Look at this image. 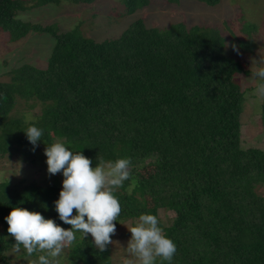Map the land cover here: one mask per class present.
Segmentation results:
<instances>
[{"label":"trees","instance_id":"trees-1","mask_svg":"<svg viewBox=\"0 0 264 264\" xmlns=\"http://www.w3.org/2000/svg\"><path fill=\"white\" fill-rule=\"evenodd\" d=\"M91 1L0 0V31L10 43L29 33L54 41L45 69L23 63L0 79V159L30 158L37 146L45 151L55 139L82 152L90 166L97 156L131 158V178L115 193L122 210L114 223L147 214V190L152 215L157 209L175 215L164 228L177 247L172 264H264V151L244 148L240 136L250 88H242L240 75L252 72L226 54L217 26L147 28L137 20L119 37L95 42L74 29L60 33L55 24L18 18L27 9ZM120 1L127 14L149 4ZM198 1L209 7L220 2ZM253 30L250 22L243 26L246 39L237 46L244 51ZM19 101L41 110L31 119L13 117ZM30 126L43 132L35 148L25 134ZM146 160L155 168L141 177ZM60 191L55 183L16 190L0 182V257L16 243L5 220L14 207L67 225L55 210ZM90 237L76 239L72 264H111L109 246L100 252Z\"/></svg>","mask_w":264,"mask_h":264},{"label":"rangeland","instance_id":"rangeland-1","mask_svg":"<svg viewBox=\"0 0 264 264\" xmlns=\"http://www.w3.org/2000/svg\"><path fill=\"white\" fill-rule=\"evenodd\" d=\"M23 1L25 5L32 3L31 0ZM18 18L47 26L55 24L60 33L74 29L86 39L95 42L119 37L130 24L137 20H142L147 28L166 29L172 24L178 23H183L187 29L193 26H205L206 28H216L217 26L225 41L226 54L241 61L244 67L249 68L252 72L246 76L240 75L242 88L250 86L244 96L245 101L241 114V144L244 148H258L264 151V108L262 106L264 96H260L255 91L254 71L258 65L254 62L252 66V61L264 60V0H220L216 6L212 7L198 0H179L178 4H170L167 0H149L146 7L133 14L126 13L120 0H92L89 4L62 2L55 7L41 6L27 9V11L19 13ZM247 22L255 26V31H251L252 34H250L254 46L250 42L244 51L237 44L241 38L246 39L243 26ZM233 42H236L235 46L238 51L233 49ZM53 44V39L48 34L42 33H29L26 38L10 43L8 34L0 31V79H6L4 74L10 68L23 63H30L37 68L45 69ZM40 110V105L30 108L23 101H19L17 109L10 115L17 117L24 114L28 119H31ZM56 141L57 139L54 140V142ZM75 148L77 149L74 146L72 150ZM46 160L47 157L41 146H37L34 155L27 159L19 154H15L12 158H2L0 159V182L5 181L11 189L16 190L34 189L36 186L55 183L62 190V172L49 175ZM149 161L146 160L145 167L138 171L139 176L147 177L148 173L154 170L155 165L152 161L147 164ZM91 167L95 168L96 166ZM129 189L131 188L129 187ZM259 191L264 195V187ZM117 192H121L120 188ZM142 193L147 208L146 213L152 214L148 211L154 207L152 195L147 190H143ZM75 214L74 209L73 215ZM155 215L163 230L172 223L175 216L172 211L164 209H157ZM138 219L122 221L119 225L115 223L116 233L111 236L113 243L108 245L111 264H123L125 258L133 259L126 250L128 241L131 239V233L127 227L135 226ZM62 227L69 229L71 226ZM0 233H3L1 224ZM76 237V239L82 238V234L77 232ZM8 238L9 236L5 234V239ZM90 238L93 240L92 237ZM75 244L76 240L63 249L59 257L60 264H72L70 253ZM41 254L44 253L37 252L28 256L23 247L17 254L12 251L11 247L0 257V264H30L32 260H38Z\"/></svg>","mask_w":264,"mask_h":264},{"label":"clouds","instance_id":"clouds-1","mask_svg":"<svg viewBox=\"0 0 264 264\" xmlns=\"http://www.w3.org/2000/svg\"><path fill=\"white\" fill-rule=\"evenodd\" d=\"M233 49L238 51L235 45ZM254 62L258 65L254 71L255 91L264 96V60L252 61V66ZM25 134L35 148L43 132L30 126ZM44 155L49 175L62 172V190L55 201V210L59 219L71 227L64 229L39 212L14 207L5 217L9 226L7 231L16 241L12 251L18 254L22 246L28 256L44 253L30 264H60L63 249L76 240L79 232L82 238L90 234L95 247L104 252L113 243L111 236L116 233L114 221L122 209L115 193L131 178V158H119L113 162L97 156L99 162L92 168L91 159L82 152L70 151L62 139L47 146ZM127 229L131 239L126 250L133 259L125 258L123 264H156L158 258L160 264H172L177 247L164 233L156 215L141 214L135 226Z\"/></svg>","mask_w":264,"mask_h":264}]
</instances>
